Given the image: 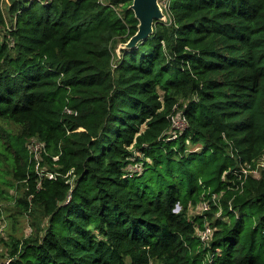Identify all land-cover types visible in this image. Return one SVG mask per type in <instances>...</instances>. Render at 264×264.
<instances>
[{
	"label": "trees",
	"instance_id": "obj_1",
	"mask_svg": "<svg viewBox=\"0 0 264 264\" xmlns=\"http://www.w3.org/2000/svg\"><path fill=\"white\" fill-rule=\"evenodd\" d=\"M132 2L0 0V197L39 220L10 264H264V0H165L117 52Z\"/></svg>",
	"mask_w": 264,
	"mask_h": 264
},
{
	"label": "rangeland",
	"instance_id": "obj_2",
	"mask_svg": "<svg viewBox=\"0 0 264 264\" xmlns=\"http://www.w3.org/2000/svg\"><path fill=\"white\" fill-rule=\"evenodd\" d=\"M103 1H108V0H103ZM164 1L165 0H162L160 4L162 5ZM121 47L122 45H119V47L117 48V52H120ZM0 124L2 127H4V130L2 132L3 139L0 141V153H1L4 150L3 143H5V141L8 139V136L9 135L14 136L15 134H18L21 127L14 123L1 122ZM2 158H4V156L0 155V159ZM41 163H42V160H41ZM262 163H264V160L262 161ZM7 167L8 166L6 164H2L0 166V168L2 169H5ZM40 168H43L41 164H40ZM255 173L258 175L259 172L256 171ZM0 188L4 189L5 191L9 190L8 187L6 186L3 187L1 183H0ZM9 192L16 193V191L14 190H9ZM213 197L214 198L216 197L217 199L221 198V196L218 194H213ZM206 205H208V202L203 201L201 204L191 207L190 213L191 212L197 213L200 211L202 212V210L205 208ZM0 209L2 212L1 224H0V262H1V260L8 258L9 250L6 245V241L10 240L11 235H15L18 237L28 236L34 231V229L36 228L35 223H39V220L36 218L32 219V217L29 216L28 213H25L23 215L16 213L12 209V203H10L8 199H4L1 197H0ZM177 210H178V207H177ZM217 215H219V213H217ZM199 230L200 229H198V231Z\"/></svg>",
	"mask_w": 264,
	"mask_h": 264
},
{
	"label": "water",
	"instance_id": "obj_3",
	"mask_svg": "<svg viewBox=\"0 0 264 264\" xmlns=\"http://www.w3.org/2000/svg\"><path fill=\"white\" fill-rule=\"evenodd\" d=\"M130 7L139 23L137 32L121 44L125 48H131L148 37L153 32L155 22L166 19L160 0H133Z\"/></svg>",
	"mask_w": 264,
	"mask_h": 264
},
{
	"label": "built area",
	"instance_id": "obj_4",
	"mask_svg": "<svg viewBox=\"0 0 264 264\" xmlns=\"http://www.w3.org/2000/svg\"><path fill=\"white\" fill-rule=\"evenodd\" d=\"M172 123H173V129H182L185 126H187V121H186L185 117L182 115V113L172 115ZM28 148H29V152H30L33 160L35 161V166H36V170L38 171V173L46 174V173H44V169L40 168V164H41V160H42L41 154H42V151H45V143L40 141L38 138L34 137L31 139V141L28 145ZM58 157H59L58 155L53 156V159L57 160ZM263 160L264 159H261L257 163L256 169L251 170L249 168H246V169H244V172L247 174L249 171H252L255 175H257L255 173L257 171V172H259L258 175H260L262 170L264 171V163H262ZM46 175H48L50 177L54 176V174L51 172H47ZM208 207H209V205H206L204 209H206ZM198 235L200 236L202 241H204V242L208 241L210 239V236L212 235L211 226L206 224L203 229H200L198 231ZM10 260H11V258H7L4 261L0 262V264H10Z\"/></svg>",
	"mask_w": 264,
	"mask_h": 264
}]
</instances>
